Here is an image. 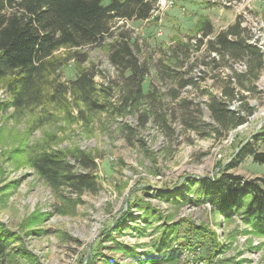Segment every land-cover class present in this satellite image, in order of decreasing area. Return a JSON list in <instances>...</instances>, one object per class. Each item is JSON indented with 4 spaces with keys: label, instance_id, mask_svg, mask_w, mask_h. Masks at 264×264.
<instances>
[{
    "label": "rangeland",
    "instance_id": "rangeland-1",
    "mask_svg": "<svg viewBox=\"0 0 264 264\" xmlns=\"http://www.w3.org/2000/svg\"><path fill=\"white\" fill-rule=\"evenodd\" d=\"M218 1L234 11L229 16L212 11V16L203 15L211 19L216 31L226 29L241 16L253 36L259 35V43L264 40L261 0L259 8L255 7L257 0L247 6L225 4L226 0L214 2ZM176 8L177 14H172ZM187 8L184 0H175L163 8L160 18L125 23L124 28L138 42L140 58L150 66L144 90L155 92L144 97L137 108H115L122 105L126 81L110 62L109 54L110 43L123 29L122 20H113L105 39L79 48L82 56H72L56 73L58 81L69 86L82 70L94 72L98 88L94 99L108 101L106 108L91 110L70 91L34 107H0V221L19 236L1 259L2 264H108V258L122 264H150L147 252L158 254L155 242L161 240L167 224L182 218L212 228L220 251L208 259L211 244L196 235L189 222H182L166 229L172 239L170 247L181 253L179 261L160 264H205V256L210 264H264V236L252 232L241 214L228 219L216 212L205 196L197 194V184L188 194L195 202L166 194L180 190L189 177L220 176L229 163L233 165L224 172L243 182L264 180V164L254 161V153L264 151V140L256 138L264 130V70L257 82L261 92L242 89L230 106L238 108L239 96L249 95V103L256 108L253 115L235 129L215 131L217 124L207 104L209 95L221 94L223 77L233 69L230 65L218 69L214 63L200 64L190 73L195 58L204 59L205 45L193 51L184 66L174 64L170 46L194 37L200 18H193ZM260 44L264 48V42ZM58 52L66 57L70 51L62 48ZM245 68L239 62L234 64L237 71ZM193 74L198 76L197 83L180 85L182 78ZM12 99L1 83L0 103H11ZM242 113L247 112L243 109ZM247 144L250 147L240 159ZM78 149L97 163L95 191L68 184L56 188L30 162L40 152L62 151L74 170L92 171L73 158ZM134 202L126 224L115 228ZM188 237L197 243L194 251L187 245ZM118 242L135 246L141 260L119 249Z\"/></svg>",
    "mask_w": 264,
    "mask_h": 264
},
{
    "label": "trees",
    "instance_id": "trees-1",
    "mask_svg": "<svg viewBox=\"0 0 264 264\" xmlns=\"http://www.w3.org/2000/svg\"><path fill=\"white\" fill-rule=\"evenodd\" d=\"M104 1L0 0V84L6 86L13 95L11 103H0V107L7 104L17 109L34 107L48 100L55 101L59 94L63 95L70 91L91 110L95 107L106 108L108 101L99 103L94 99V94L98 91L94 72L89 69L82 70L78 78L70 81L69 86L58 81L56 73L72 56H82L79 48L94 45L105 39L111 32L113 20H122L124 25L110 43L109 59L126 81L122 105L115 108L118 110L126 107L137 108L144 97L155 95L154 90L148 93L144 90L143 84L150 73V66L147 60L140 58L138 42L124 26L129 20L148 18L157 0H112L109 4H105ZM252 39L253 33L244 24L241 16L226 29L219 31L215 30L210 18L200 16L194 37H190L188 41L180 40L177 45L170 46L174 64L184 66L185 61L191 59L192 52L205 45L204 59L196 57L189 67L190 73L195 72V66L200 64L208 66L214 63L218 69L230 65L233 69L223 77L221 94L210 93L207 102L211 116L217 124L214 127L217 132L237 128L256 110L249 103V95L244 94L239 96L241 105L238 108L230 107L242 89L261 92L257 82L264 70V48L258 41ZM62 48L70 51L66 57L59 55L58 51ZM73 49L75 51L71 53ZM207 57L211 59L208 60ZM238 62L244 64L246 68L241 71L235 70L234 64ZM166 68L169 69L168 66ZM203 72L205 70L201 71ZM193 75L182 78L180 85L197 83L198 76ZM243 109L247 113H242ZM256 138L264 140V130L258 133ZM249 147L247 144L242 150L240 159ZM66 156L62 151H44L31 157L30 162L39 174L56 188L68 184L79 190L87 188L95 191L98 187L96 161L78 149L77 153H73V158L82 167L92 169L86 173L78 172L66 160ZM254 161L264 164V151L254 153ZM232 165L233 163L226 164L224 170ZM224 170L220 172V176L189 177L180 186V190L166 194L183 201L195 202L188 194L192 190V185L197 184L199 187L197 194L205 196L216 212L222 213L228 219L239 213L243 221L252 227V232L264 236V180L260 182L258 179H250L243 182L240 177L225 173ZM134 204L136 203H130L115 228L126 224ZM182 222H189L196 235H200L203 241L211 244L206 253L208 259L219 253L220 243L216 233L204 223L195 225L190 219L182 218L180 221L167 224L166 229ZM166 229L161 235V240L155 242L159 253L155 254L152 250L147 252L150 264L174 263L181 257L177 248L170 247L172 239ZM18 238L15 232L10 231L0 221V264L1 259L8 253L9 246ZM189 238L187 245L190 251H194L197 243H191ZM118 245L119 249L141 260L140 252L135 246L120 242ZM23 253L29 254L26 250H23ZM206 256L205 264H210ZM107 263L122 264L112 258H108Z\"/></svg>",
    "mask_w": 264,
    "mask_h": 264
},
{
    "label": "crops",
    "instance_id": "crops-1",
    "mask_svg": "<svg viewBox=\"0 0 264 264\" xmlns=\"http://www.w3.org/2000/svg\"><path fill=\"white\" fill-rule=\"evenodd\" d=\"M184 4L189 5V8L187 9L190 11L191 16L195 19L200 16L210 14L211 11L213 14L218 16H229L234 11L230 7H222L220 2H214L213 0H184ZM261 5L262 4L259 0L255 2L256 8H259ZM171 12L172 14H177V8ZM210 16H212V14H210Z\"/></svg>",
    "mask_w": 264,
    "mask_h": 264
},
{
    "label": "built area",
    "instance_id": "built-area-1",
    "mask_svg": "<svg viewBox=\"0 0 264 264\" xmlns=\"http://www.w3.org/2000/svg\"><path fill=\"white\" fill-rule=\"evenodd\" d=\"M213 1H217V0H213ZM226 1H227V3H225V4H229V5L235 3V4H243L244 6H247V5H250L251 3H253L255 0H240L239 3H238V0H226ZM261 2L264 4V0H261ZM174 3H175V0H157V2L155 3L154 7L152 8V10L150 12L149 17L144 19V20L148 21V20L153 19L156 16H158V18H160L159 14L162 12L163 8L167 7V6H172ZM258 39H259V35L255 34L253 36L252 41H258ZM261 41H262V39L260 40V43L264 42V40L262 42Z\"/></svg>",
    "mask_w": 264,
    "mask_h": 264
}]
</instances>
